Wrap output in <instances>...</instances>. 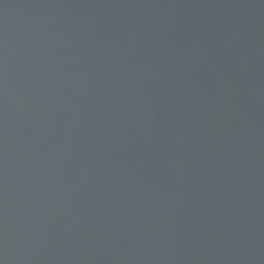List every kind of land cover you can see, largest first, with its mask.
<instances>
[{"label":"water","instance_id":"water-1","mask_svg":"<svg viewBox=\"0 0 264 264\" xmlns=\"http://www.w3.org/2000/svg\"><path fill=\"white\" fill-rule=\"evenodd\" d=\"M0 264H264V0H0Z\"/></svg>","mask_w":264,"mask_h":264}]
</instances>
